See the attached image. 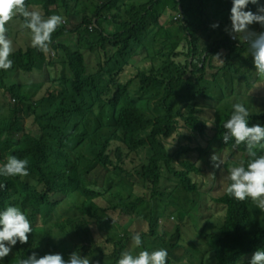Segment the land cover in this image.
<instances>
[{
	"label": "trees",
	"instance_id": "16d2710c",
	"mask_svg": "<svg viewBox=\"0 0 264 264\" xmlns=\"http://www.w3.org/2000/svg\"><path fill=\"white\" fill-rule=\"evenodd\" d=\"M138 1L132 29L105 28L95 39L111 55L113 70L106 89L118 87L113 96L91 86L78 90L77 101L69 98L50 101L53 97L50 75L38 59L26 70L19 92L1 91L0 155L6 163L11 156L27 159L30 174L8 177L7 186L0 193V212L17 206L33 227L28 243L18 242L2 264H19L33 252L38 257L60 253L67 260L76 251L87 256L90 264H96L102 249L112 245L116 238H128V227H133L130 243L137 232L143 241L139 248L132 246L133 255L155 251L153 247L161 242V235L156 234L148 241V220L154 216L155 193L175 205H178L175 197L180 186L202 194L203 187L194 181L193 173L198 170L214 136L222 138L227 121L215 126L216 133H211L214 136L209 134L210 121L204 117L205 109L197 98L210 97V84L219 82L223 69L243 71L244 79L251 83L252 72L246 71V63H237L240 59L237 55L250 52V48L247 43L235 42L229 36L228 44L235 51L222 56L223 64L213 57L221 52L224 42L218 38V28L211 27L214 23L210 9L217 8L220 15L230 16L232 0ZM122 3L113 0L109 10L103 8L98 15L77 20L66 31L75 32V39L67 44L82 43L96 23L107 18L109 24L119 20L121 17L112 15L111 11L122 16L117 7ZM259 3L264 4V0ZM166 8L171 14L170 20L162 18ZM248 9L255 12L256 6L250 4ZM227 24L231 27V22ZM250 29L264 31L258 24L251 25ZM151 33L157 37L153 41L155 54L150 71H145L138 62ZM129 66L135 67V76L123 81L121 76ZM94 91L97 95L90 98L89 93ZM106 105L111 109L103 116L95 113L97 106ZM257 123L264 125V112L255 110L249 117V126ZM108 128L122 136L116 166L108 162L111 157L108 141L96 135L98 130ZM86 140L99 146V151L96 163L81 171L85 159L79 147ZM224 145L233 152L245 154L243 161L247 165L249 158L244 144L235 146L234 139H230ZM256 151L264 155V149ZM124 152H134L142 159L133 163L123 157ZM103 170L117 173L120 181L129 173L135 174L143 188L135 196V185L130 184L116 197L112 187L105 184ZM76 196L82 197L78 203L73 201ZM212 198L225 209L224 220L212 221L222 235L214 240L216 264H238L243 253L264 250V212L251 199L241 202L226 193ZM106 216L112 219L107 220ZM116 226L124 228L121 236L115 232ZM230 233L238 238L246 237L248 242L242 250L231 245V257H225L223 245ZM97 235L100 238L96 240ZM166 247H174L173 238Z\"/></svg>",
	"mask_w": 264,
	"mask_h": 264
},
{
	"label": "clouds",
	"instance_id": "9594fccd",
	"mask_svg": "<svg viewBox=\"0 0 264 264\" xmlns=\"http://www.w3.org/2000/svg\"><path fill=\"white\" fill-rule=\"evenodd\" d=\"M113 0H68L62 6H56L52 0H0V93L6 89L17 93L23 86L25 72L38 59L50 75L49 85L55 98H69L77 101L78 90L95 86L106 93L117 89H106V82L113 70L110 53L95 39L105 28L130 30L133 27L138 7L134 0H125L117 5L122 12L119 20L109 24L108 18L92 27L91 35L82 43L67 44L61 37L71 26L83 17L98 15L103 9L109 10ZM255 5L256 11L248 9ZM101 17V16H99ZM230 21L222 23L225 32L235 42L247 43L258 76L264 77V31L250 29L253 24L264 28V4L259 0H232ZM231 22V27L228 26ZM213 29L219 24H212ZM223 53L217 52L214 59L223 64ZM232 114L224 123L226 130L222 136L226 144L234 139L235 146L244 144L248 162L241 161L238 166L228 169L225 177L230 181L225 191L230 197L245 201L251 199L256 207L264 212V155H258L256 149H264V125L259 123L249 126L250 112L242 102L232 105ZM210 127V126H209ZM213 166L219 168L224 161L215 153L210 157ZM29 162L15 156L7 163L0 155V193L7 186L8 177H27ZM138 190L141 182L133 183ZM33 232L28 216L17 206H9L0 212V260L12 252V248L27 244ZM100 237L97 235L96 240ZM143 244L137 232L132 236L135 248ZM111 244L102 249L96 264H167L166 249L140 251L133 255L131 250L121 254L109 251ZM19 264H90L87 256L77 251L65 260L62 254L37 255L33 252ZM187 264V261L184 262ZM248 264H264V250H256Z\"/></svg>",
	"mask_w": 264,
	"mask_h": 264
},
{
	"label": "rangeland",
	"instance_id": "374dc122",
	"mask_svg": "<svg viewBox=\"0 0 264 264\" xmlns=\"http://www.w3.org/2000/svg\"><path fill=\"white\" fill-rule=\"evenodd\" d=\"M210 16L214 24L230 21V17L220 15V11L217 8L210 9ZM162 18L165 20L171 19V14L167 8L163 11ZM73 26L74 24L71 28ZM155 38L157 39L154 33H151L144 42L145 47L141 53L138 66L145 71H150L151 69V59L155 54L153 43ZM73 39H75V32H67L61 37V40L65 42L72 41ZM226 51L227 48L223 45L221 50L223 55ZM237 58H240L237 61L239 65L246 63V71L252 72L250 75L251 83L244 79L246 77L245 72H237L235 70L229 72L223 69L220 70L219 82L210 84V97L208 99H203V97L197 98L205 109L204 117L210 121V127L207 130L209 134H215L216 127H218L223 120H228L227 116L232 113V105L236 102H242L249 110L250 115L254 114L255 110L264 112V77L258 76L253 64L251 52L237 55ZM135 73V67L129 66L121 76V80L127 81L134 77ZM171 81L174 80L171 79ZM232 92L241 95L231 94ZM113 94L114 93H109L110 96H113ZM96 95L97 93L94 91L89 93L88 96L93 98ZM221 95H224V97L220 98ZM110 109L111 107L109 105L97 106L95 113H98L101 117ZM201 117L203 118V112L201 113ZM173 124L174 122L172 126ZM213 134L211 135L214 136ZM96 135L98 137H104L108 141V151L111 155L108 162L112 166H116L119 163L121 155V151L118 150L119 146L122 147L121 133L113 132L108 128L98 130ZM79 151L84 153L85 159V163L81 165L80 170L85 171L96 163L99 147L95 144H91L89 140H86L79 147ZM215 153L224 161L219 168H215L210 159ZM245 156L246 155L241 152H233L229 146L226 147L220 135L214 136L211 147L203 153V158L199 163L198 170L193 173L194 181L201 183L203 187L202 194L189 190L185 186H180L175 197L178 205H175L172 201H163V199L158 197L159 193H155L154 216L152 219L148 220V241L156 234L168 238L174 233V238L181 241L187 248L186 256L188 260H183V264L185 261H187V264H216L218 256L215 249L211 248V241L208 238L211 232L216 233L215 238L221 236L220 230L217 226L213 225L212 221L224 220L225 209L219 205L212 196L221 197L226 193L225 189L229 181L226 180L225 177L228 174V169L233 166H238L240 162L245 159ZM123 157H127L133 163H137L142 159L141 156L134 152H124ZM103 173L107 183H113L116 179V176L110 171L103 170ZM97 176L98 172H95V177ZM164 191H162V193H164ZM133 193L136 196L139 190L134 187ZM81 200V196L73 198L75 203ZM229 217H231L230 212ZM105 219L110 220L112 218L106 216ZM92 220L95 221V218L93 217ZM247 242L248 240L246 237L238 238L233 233L228 234V239L223 245V255L225 257H231V253L233 252V249H230L231 245L238 250H242ZM254 252L243 253L238 264H248ZM3 261L4 260H0V264H2ZM173 261L175 262L174 258Z\"/></svg>",
	"mask_w": 264,
	"mask_h": 264
},
{
	"label": "crops",
	"instance_id": "0c3cea01",
	"mask_svg": "<svg viewBox=\"0 0 264 264\" xmlns=\"http://www.w3.org/2000/svg\"><path fill=\"white\" fill-rule=\"evenodd\" d=\"M66 1L68 0H52L53 4L56 6H62ZM125 0H118V2H124ZM134 3L137 5V7L139 6V1L138 0H134ZM112 15H115L117 17H121V14L115 11H111ZM99 147V146H98ZM111 172V171H110ZM115 176L116 179L113 181V183H107L106 179H105V184L107 186H111L112 187V193H114L116 195V197H119V195L124 191L125 187L133 184L134 182L137 181V177L135 174H127V176L124 178V180L120 181L118 174L112 172ZM163 179H166V174L163 175ZM177 195V194H176ZM129 229V233H128V238L125 240H121L120 238H116L115 242L110 246L109 251L113 254H121L123 251L126 250H132V243L129 242V239L131 238V235L133 234V227H128ZM115 232L121 236L125 230L123 227L121 226H116L114 228ZM231 234V233H230ZM174 233H172L170 235V237L168 238H164L162 235L160 237L161 242L157 245L156 248H154L155 250H159V249H166L168 252V260H167V264H183L182 261L183 260H188V257L186 256V250L187 248L185 247L184 244L181 243V241L177 240L174 238ZM222 237V235L219 238H215V235H213V233H211L210 237L208 239H210L211 241V248H214V240L217 239L219 240ZM173 238L174 240V247H166V243ZM228 239V236H227ZM227 241V240H226ZM225 241V242H226ZM173 251V252H172ZM175 260V262L173 261V258ZM202 261V260H200ZM200 264V263H198Z\"/></svg>",
	"mask_w": 264,
	"mask_h": 264
},
{
	"label": "flooded vegetation",
	"instance_id": "af4514ba",
	"mask_svg": "<svg viewBox=\"0 0 264 264\" xmlns=\"http://www.w3.org/2000/svg\"><path fill=\"white\" fill-rule=\"evenodd\" d=\"M220 23H226V22H220ZM218 38L221 39L222 42H224V46L227 48V51L224 54V56L231 50L235 51V49L228 44L229 43L228 34L225 32V27H223V26L220 27L219 26V28H218ZM191 60H192V55H191V57H189V61L190 62H191Z\"/></svg>",
	"mask_w": 264,
	"mask_h": 264
},
{
	"label": "water",
	"instance_id": "95a60500",
	"mask_svg": "<svg viewBox=\"0 0 264 264\" xmlns=\"http://www.w3.org/2000/svg\"><path fill=\"white\" fill-rule=\"evenodd\" d=\"M219 24H222V23H219ZM190 44H191V34H190ZM183 52L184 51H182V58H183Z\"/></svg>",
	"mask_w": 264,
	"mask_h": 264
}]
</instances>
